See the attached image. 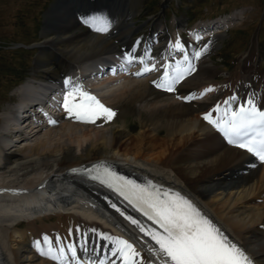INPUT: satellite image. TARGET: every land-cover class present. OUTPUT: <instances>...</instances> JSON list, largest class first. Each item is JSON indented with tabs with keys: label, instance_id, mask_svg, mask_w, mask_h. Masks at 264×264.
Listing matches in <instances>:
<instances>
[{
	"label": "bare ground",
	"instance_id": "1",
	"mask_svg": "<svg viewBox=\"0 0 264 264\" xmlns=\"http://www.w3.org/2000/svg\"><path fill=\"white\" fill-rule=\"evenodd\" d=\"M85 1L83 9L107 18L108 30H80V10L72 13L68 3L56 0L44 15L35 69L18 87L21 102L13 114L7 110L2 116L0 264H56L34 246L45 235L76 245L78 260L85 264L113 259L122 264L100 234L128 240L145 264H159L148 251L157 246L120 212L148 226L152 222L115 192L67 171L99 159L129 177L179 192L243 246L253 264H264V165L226 144L222 133L203 119L210 112L213 118L219 115L216 105L234 109L250 96L264 109L259 55H240L234 70L217 78L209 53L218 48L221 36L205 43L194 29L189 38L177 35L175 40L182 19L174 18L169 25L154 20L146 36L134 39L131 16L139 10L138 0ZM177 40L183 51L172 47ZM195 51L202 52L198 59L191 58ZM184 53L195 71L174 91L157 87L164 80L163 66L182 62ZM153 65L156 70L143 72ZM75 86L115 116L95 123L69 117L62 102ZM208 88L213 91L205 93ZM233 96L236 101L225 105ZM126 111L137 117L134 132L126 125Z\"/></svg>",
	"mask_w": 264,
	"mask_h": 264
},
{
	"label": "snow or ice",
	"instance_id": "2",
	"mask_svg": "<svg viewBox=\"0 0 264 264\" xmlns=\"http://www.w3.org/2000/svg\"><path fill=\"white\" fill-rule=\"evenodd\" d=\"M83 22L95 27L96 31L108 30L109 22L104 16L94 15L83 18ZM172 47L181 51L184 48L179 40ZM201 55V51H195L191 54V58L198 59ZM127 59L131 63L134 57L129 55ZM141 62H144L143 59ZM163 67L164 80L156 86L163 87L169 92L174 91V86L186 75L195 71L188 53H184L183 61H178L175 66L167 64ZM154 70H156L155 65L151 68L145 66L143 72ZM143 72L135 74L142 75ZM68 83L71 81H66V84ZM211 91L213 89L208 88L205 93ZM236 99L233 96L224 104L230 105ZM62 106L69 117L85 123H95L100 118H104L107 122L115 116L113 110L79 86L73 87L64 95ZM214 111L219 114L216 118H213L210 112L205 114L203 119L222 133L229 144L246 150L259 161L264 162V110L257 106L254 98L250 96L234 109L229 106L221 110L220 105H216ZM50 122L55 123V121ZM92 178L113 189L136 211L152 222L153 226H148L120 212L157 246L150 247L148 251L156 257L159 264H253L243 246L232 241L191 200L179 192L163 189L151 181L138 184L117 175L107 167L104 168L102 176L96 175ZM112 207L115 208L116 205L113 204ZM69 234L71 235V230ZM100 235L102 239L113 245L110 249L111 255L122 258V264H145L144 258L133 243L120 237ZM34 246L41 255L55 261L56 264H73L78 260L76 245L65 246L59 238L53 241L45 235L42 241H35ZM99 264H105V261L100 260ZM108 264H116V260L113 259ZM147 264L153 262L148 261Z\"/></svg>",
	"mask_w": 264,
	"mask_h": 264
},
{
	"label": "rangeland",
	"instance_id": "3",
	"mask_svg": "<svg viewBox=\"0 0 264 264\" xmlns=\"http://www.w3.org/2000/svg\"><path fill=\"white\" fill-rule=\"evenodd\" d=\"M55 1L0 0V125L7 110L13 114L21 102L18 87L35 69L34 61L39 52L36 46L41 41L44 15ZM138 5L139 10L131 16L134 38L148 34L156 19L169 25L174 18L183 17L181 35L188 38L191 29L200 25V20L213 18L209 22L213 23L221 22L225 16L238 17L235 21L231 20L232 26L224 33L220 31L221 28L216 29L217 23L214 28L200 32V38L204 41L214 37L213 33L217 31L219 34L216 37L221 36L218 48L209 53L212 64L219 71L217 78L233 71L240 55L249 52L248 50H258L257 45L263 54V57L260 55L263 60L259 62V69L264 71V0H138ZM159 6L162 9L158 10ZM67 7L70 8V3ZM79 26L80 30H87L83 24ZM177 35L179 34L173 35V38ZM119 47L122 48V45ZM258 52L260 53L259 50ZM52 62L56 64L57 61L52 59ZM105 79L110 77H104L103 80ZM124 115L128 129L136 131L138 120L135 113L126 111ZM54 220L55 217L50 219ZM25 225L23 223L20 227Z\"/></svg>",
	"mask_w": 264,
	"mask_h": 264
}]
</instances>
